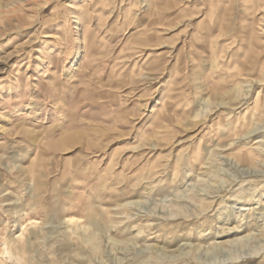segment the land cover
Here are the masks:
<instances>
[{
  "label": "rangeland",
  "instance_id": "obj_1",
  "mask_svg": "<svg viewBox=\"0 0 264 264\" xmlns=\"http://www.w3.org/2000/svg\"><path fill=\"white\" fill-rule=\"evenodd\" d=\"M0 264H264V0H0Z\"/></svg>",
  "mask_w": 264,
  "mask_h": 264
},
{
  "label": "bare ground",
  "instance_id": "obj_2",
  "mask_svg": "<svg viewBox=\"0 0 264 264\" xmlns=\"http://www.w3.org/2000/svg\"><path fill=\"white\" fill-rule=\"evenodd\" d=\"M234 155L236 157H238V158H247V153L244 150H241L239 152H236ZM248 155H249V153H248Z\"/></svg>",
  "mask_w": 264,
  "mask_h": 264
}]
</instances>
